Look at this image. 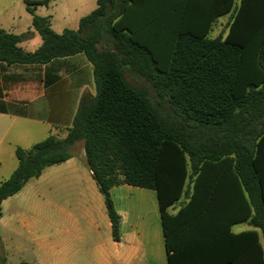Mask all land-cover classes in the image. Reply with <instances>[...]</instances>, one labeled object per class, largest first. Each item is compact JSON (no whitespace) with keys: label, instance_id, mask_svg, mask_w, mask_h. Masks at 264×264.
Here are the masks:
<instances>
[{"label":"trees","instance_id":"obj_1","mask_svg":"<svg viewBox=\"0 0 264 264\" xmlns=\"http://www.w3.org/2000/svg\"><path fill=\"white\" fill-rule=\"evenodd\" d=\"M23 1L41 44L26 51L23 34L0 27V63L81 52L95 92L81 95L62 137L15 148L17 165L0 182V215L3 199L75 156L70 147L81 141L114 240L119 215L109 190L126 183L155 191L168 264H228L234 246L264 264V0H95L76 29L59 33L34 13L47 0ZM229 12L226 34L210 37ZM239 221L259 232L231 233Z\"/></svg>","mask_w":264,"mask_h":264},{"label":"crops","instance_id":"obj_2","mask_svg":"<svg viewBox=\"0 0 264 264\" xmlns=\"http://www.w3.org/2000/svg\"><path fill=\"white\" fill-rule=\"evenodd\" d=\"M228 14L223 21L217 20L223 15L218 16L211 31L219 34L225 30L226 34L231 16L230 12ZM93 89L92 66L81 52L42 64L0 63V171L6 160L14 159L17 165L14 154L17 146L28 147L51 133L62 137L71 125L81 95L93 94ZM81 153L83 156V148ZM82 156L48 165L23 185L22 188L35 189L42 196L52 195L30 208L38 212L44 210L48 216L41 219L45 224L42 232L41 226L35 228V249L28 256L29 262L23 263L168 264L155 191L126 183L110 188L109 191H122L125 195L132 192L134 196L129 200L123 195V200L113 203L119 215V239L114 240L104 196L90 170H85L75 158ZM59 198L63 201L56 200ZM7 199L1 201L3 226H10L11 220V216L3 218V204ZM180 201L182 199L170 205L167 211L175 213ZM29 222L36 225L33 219ZM48 228L51 233H46ZM253 229L259 232L247 221L229 227L233 234ZM12 231L18 232L15 228ZM16 235L18 237L19 233ZM25 251L28 248L19 238L0 236V256L5 261L12 253ZM227 255L228 264H251L249 249L234 246Z\"/></svg>","mask_w":264,"mask_h":264},{"label":"rangeland","instance_id":"obj_3","mask_svg":"<svg viewBox=\"0 0 264 264\" xmlns=\"http://www.w3.org/2000/svg\"><path fill=\"white\" fill-rule=\"evenodd\" d=\"M95 7V0H47L45 4H38L34 6V13L42 16H49L50 24L55 32H61L64 28L76 29L78 19L89 13ZM229 14L218 17V21H223L228 18ZM31 13L25 8L23 0H0V26L6 31L26 35L19 45L27 51L36 49L41 44L40 35L31 26ZM225 31V30H224ZM222 31L219 34L224 35ZM28 34V35H27ZM33 34V35H30ZM217 34L213 31L210 32V36ZM127 78L131 83L137 86H144L150 95H153V90L144 83L138 77L130 76L127 73ZM95 92V89H93ZM59 136V135H58ZM70 151L77 155L82 156V142L78 141L70 147ZM77 161L87 170L86 165L79 157H75ZM16 165V160H6L4 168L0 171V181L6 178L11 169ZM34 182V180H32ZM123 193L122 191H109V198L112 204L116 200H123V195L127 196L129 200L134 199L133 194ZM50 193H45L43 196L41 192H37L35 189H31L27 186L22 188L19 192L8 197L7 201L3 204V218L11 216L10 226H3L2 220L0 221V236L4 239L19 238L24 244H26L28 251L23 253H12L11 257L5 261L0 256V264H24L23 262H29V254L35 249V235L36 227L41 226V232L43 231L44 222L42 218H47V214L44 210L36 211L30 209L32 204L42 202L43 200L51 198ZM63 201L62 198L56 199ZM6 206H10L9 209ZM33 219L36 225H30V220ZM21 220V221H20ZM20 221V223H19ZM23 223V224H22ZM48 227V226H47ZM15 228L19 233L18 237L15 232L10 230ZM46 233H51L52 230L48 228ZM29 230V231H28Z\"/></svg>","mask_w":264,"mask_h":264}]
</instances>
